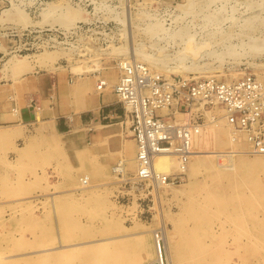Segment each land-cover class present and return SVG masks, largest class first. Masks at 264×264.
Instances as JSON below:
<instances>
[{
	"label": "rangeland",
	"instance_id": "obj_1",
	"mask_svg": "<svg viewBox=\"0 0 264 264\" xmlns=\"http://www.w3.org/2000/svg\"><path fill=\"white\" fill-rule=\"evenodd\" d=\"M186 1L128 0L132 15L130 25L133 44L146 52L155 54L158 52L156 50L161 48L164 53L169 55L179 49L177 43L172 42L168 45L166 40H156L155 37L152 39L151 35L145 32L148 25L146 17L135 16V13L140 10L151 14L157 13L156 15L164 20V26L169 29H174L185 23L189 25L191 32H195L196 40L205 39L207 30L201 27L204 22H202V18L199 17L198 20V18L193 19L187 16L182 20H176L181 10L188 8L185 5ZM206 2L207 0H200L201 4H194V8L205 7ZM222 5L225 10L223 17L226 19L221 20L220 26L225 31L236 34L239 32L238 25L252 14L257 15L259 21L264 23V0L216 1L210 5L209 10L219 9ZM20 14L21 16L24 14L22 19L21 16L18 17ZM79 16L84 17V20L76 19ZM229 17H234L236 23L227 20ZM117 19H125V0H81L80 2L77 0H0V74L6 76L5 74L11 71L7 66L9 59L26 54L29 55L28 60L37 63L41 69L64 70V68H68L72 76L69 82H74L73 86L77 85L78 81L82 82V85H85V90H81L82 93H80L82 95L86 93L85 97H94V99L96 97L99 101L98 104L102 105L101 96L103 94L114 95L113 90L119 75L118 63L129 60L128 52H126L128 51L127 39L124 36L126 26L119 23ZM34 20H40V23L37 24L38 27L32 22ZM189 20L192 21L189 22ZM77 22H90L102 27L93 31L92 35L87 33L88 35H82L76 40L70 41L71 45L62 44L47 50L46 48L37 49V46H24L26 40L22 36L26 29L60 27L65 30L73 27ZM46 24L50 25L46 26ZM140 37L141 39H139ZM232 41L233 44L239 42L236 37H233ZM152 42L157 43V46L151 48ZM26 47L28 50H25ZM238 51L242 52L244 56H238L233 60L226 57L222 62L208 59V61L202 59L196 62L187 60L184 64L193 65L195 69L185 73L184 76L181 73H165V68H174L178 64L172 56L164 61V67H161L160 72L154 69L151 71L155 74L157 72L163 77L181 75L183 77L194 76L199 79L215 77L217 80L222 79L221 81H233L249 74L264 83V53L259 56H253L250 53L251 57L246 51L240 49ZM43 54L56 55V57L43 60L40 59ZM141 63L148 67L146 62ZM215 67L217 68L215 69ZM204 73L206 74L204 75ZM91 76H93L92 79L88 78ZM100 81H103L104 85L97 89L96 83ZM73 86L72 88H75ZM114 98L117 100L115 95ZM73 100L74 98H72V102ZM94 103L97 102L94 101ZM98 106L100 105H96V108ZM204 111L202 127L212 125L208 116L213 115L212 117L216 119L220 113L223 114V110L216 106L206 107ZM102 123L111 125V122L108 121ZM112 123L111 126L101 127L104 135L102 138L92 140V154L86 160L87 166L82 163L79 169L72 168L66 163L59 137L50 132L45 134L48 142L36 144L37 149L34 148L36 153L30 154L27 150V153H21L22 156L16 161L4 160L5 174L0 178V264L10 262L15 264H148L157 257L153 234L157 231L160 232L161 229L166 232L169 247L167 249L172 253L174 264H191L190 259L176 258L173 250L176 243L184 238L183 231L192 229L194 233L198 231L197 223L188 217L186 209L188 203L197 202L198 198V203H200L198 205L213 214V217L204 222L205 224L200 229L209 233L207 236H202L201 240L211 247L210 254H216L215 251H219L218 255H215L217 262L214 264L239 262L237 248L234 246V242L230 241L232 240L233 225L231 222L221 223L226 221L225 215L215 212L214 204L208 203L205 197L208 194L212 196L218 194L216 197H219L222 192V194H226L231 181L211 179L210 172L201 169L193 175L183 173L180 181L165 187L164 190L163 187L158 188L160 194L157 195L150 182L145 183L132 179L135 176V170L133 171L124 161L126 173L129 172L127 176L131 178V181L128 184H123L113 173L115 168L113 166L121 162L123 158H128L127 146L132 148L129 151L134 150L133 157H135L136 145L128 131L127 122L118 120L117 124ZM25 144L24 140L15 144L13 148L4 147L3 149L5 151L12 150L18 154V148ZM211 147L208 146L207 149H212ZM253 157L255 155L248 156V158ZM84 176H88V184H91L92 187L81 192L77 188L80 185V177ZM197 182L200 188L192 187V184H197ZM220 182H222V186L219 185ZM233 182L240 183L241 177L236 176ZM263 188L264 170L257 169L253 171L249 182L241 186L238 191L247 196H256L261 194L260 191ZM202 189L206 191H201ZM192 193H194L193 196ZM198 194H201V197ZM254 208L256 209L252 214H256L258 218L264 220V208L260 206ZM246 213H244L243 219L246 227L251 228L252 217L249 218L250 216ZM220 223L223 225V229L224 225L226 228L229 226L232 229L224 231L220 228ZM57 226L59 229H56ZM161 239L160 244L163 247V237ZM242 240L244 243H248L245 250L242 251L243 264H264V238H259L257 249L249 248V241L246 238ZM233 247L236 248V251ZM226 252H230V255ZM53 255L60 257L56 258ZM162 255L165 261L163 248ZM86 259L93 260V262L89 261L88 263Z\"/></svg>",
	"mask_w": 264,
	"mask_h": 264
},
{
	"label": "bare ground",
	"instance_id": "obj_2",
	"mask_svg": "<svg viewBox=\"0 0 264 264\" xmlns=\"http://www.w3.org/2000/svg\"><path fill=\"white\" fill-rule=\"evenodd\" d=\"M216 1H222V0H207L205 7H199L196 9V8H194V4L198 3V5H200L202 2L199 3L200 0H187L185 5H187L188 8L186 7L187 9H182L181 12L176 17V20H182L187 16H190L193 19L198 18V20H199V17L202 18L203 19L202 22L203 21L204 22H203L201 27L204 28L205 30H207V33H206L207 35H206L205 39H202L200 41L196 40L195 32H191V28L189 27V25H187L185 23L183 24L182 23L183 21L180 22L182 24L176 26L174 29H169V28H166L164 26V23H163L164 20H161L160 17L158 15H156L157 13L151 14V13H148V12L140 10V9H139L140 10L139 12L137 11L135 13V11H134L135 16H139V17L142 16L144 18L146 17V20H148V23H147L148 25L146 24L147 26L145 28V32L147 34H150L151 38L155 37L156 40H161V41L166 40L168 45L171 44L172 42L174 44L177 43V45L179 46V49L177 51L173 52L172 55H169V54L164 53L162 48L160 50H156L158 52L155 54V53L146 52L143 49H141V47H136V45L133 44V42H132V30H131V25H130L131 20H132V15L130 14L128 0H125V19H119V20L117 19V20L119 21V23L126 26L124 29L125 30L124 36H126V39H127L126 43L128 45V51H126V52H128L129 61H136L139 63L146 62L148 64V69H150V71L154 69V70L160 72L161 67H164L163 66L164 61L168 60V58L172 56L173 60H176L178 62V64L174 68H169V69L165 68L166 72L165 71H162V72H165V73L173 72V73H179V74L181 73L184 76L185 73L193 71L195 69L193 65L184 64V62L187 60H190L191 62H196V61H199L202 59H206V60L208 59L211 61L222 62L224 59H226V57L231 58L233 60L236 57L243 55L242 52L238 51V49L248 52L247 54H249V55L251 53L253 56L254 55L259 56V54L264 53V23L259 21L258 16L252 14V15L246 17L241 22V24L238 25V27H239L238 31L239 32H237L236 34L230 32V31H225L220 26V24L222 23L221 20L226 19L225 17H223V15L225 14L224 13L225 12L224 6H223L224 4L219 9L212 10V11L209 10L210 5ZM23 15L21 16V14H20V15H18V17L21 16V19H22ZM24 19H23V21H24ZM76 19L84 20V17L79 16V17H76ZM134 19H135V17H134ZM192 20H189V22H191ZM227 20H230L234 24L236 23L234 17H229V18H227ZM20 22H22V21H20ZM233 37H236L239 40V42L236 44H233L232 43ZM139 39H141V37ZM156 44L154 42H152L150 44L151 48H154L155 46H157ZM214 47L215 48L217 47L218 49H215ZM117 50H118V48H117ZM120 53H122V52H120ZM243 53H245V52H243ZM53 56L56 57V55L43 54L40 57V59L50 60V59L54 58ZM28 58H29V55H26V54H24L23 56H20V57L11 58L8 60L7 66L9 69H11L12 72L19 75V74L24 73V72H26L32 68L31 62L29 61L30 59L28 60ZM209 68H211V67H209ZM216 68L217 67H215V69ZM213 72H215V71H213ZM153 73H155V72H153ZM221 73H222V71H221ZM156 74H158V73L156 72ZM205 74L206 73H204V75ZM220 80H222V79H220ZM82 84H83L82 82L78 81L77 85L74 86L75 87L74 93L72 95H75V94L80 95V102H78L79 104H81V106L79 105L80 110H87L90 106H92L91 104L90 105H88V104L92 103V101L97 102L96 101L97 98L95 97V99H94V97H91V98L85 97L84 95L86 93L84 95H82L81 90H83L85 88V85H82ZM87 85H88V83H87ZM96 88H97V83H96ZM100 88H102V87H100ZM69 92H71V91H69ZM79 112H81V111H79ZM73 115H74V113H73ZM223 115H224V112H223V114L220 113L216 119H215V117H212L213 115L208 116L211 119L212 125H210V126L207 125L208 127L207 126L201 127L199 129V131L194 134L193 140H192L191 154H190V157H189L188 161L186 162L185 166L183 167V173L193 175V174L198 173L201 169H205V170L210 172V178L211 179H216V180L227 179L228 181H231V184L228 186V191L226 192V194L225 193L222 194L223 193L222 192L219 197H216L218 194L216 196H212L211 194H208L205 197L207 198L208 203L211 202L214 204L215 209H216L215 212L225 215L224 217H225L226 221H222L221 223L231 222V224L233 225V229L229 226H228V228H226L225 225H224V229H223V225H221V223H220V225H221L220 228H222L224 231H225V229L226 230L232 229V231H233V233L231 234L232 240H230V241H232V243L234 242L233 244L237 248V252L239 254V255L237 254V256H239L238 258L240 259L239 262H236L234 264H243V260H241V258H243V257H241L242 251L245 250L246 245L248 243H244V241L242 239L246 238V240L249 241V248L254 247L255 249H257L259 238L260 237L264 238V220L258 218V216L256 214L255 215L257 217L254 214H252V212H254V209H256L254 207L260 206V207L264 208V188L261 189V191H260L261 194L260 195L257 194L256 196H252V195L247 196L243 192H239L238 190L241 186L246 185L249 182L250 176L253 174L254 170H257V169L264 170V154H251V156L255 155V157L248 158V156L250 157V153H249L250 149L249 148H251V146H250V143L248 142L246 135L243 132H240V131L234 129L231 125H229L226 122V120L224 119ZM69 122H70V120H69ZM99 126L100 125L96 126L94 129L95 130L98 129ZM81 128H83V126ZM208 146H212L211 147L212 149H207ZM226 147H228L229 149L224 150L223 148H226ZM127 149L128 150H126V152L129 155L128 158H123L121 160V162L117 163V165L121 164L124 168L126 178L131 179L130 177L127 176V173H129V172L126 173V165H125L124 161H126L129 164V167L133 171L135 170V173L137 170V165L135 162V157H133L134 150L129 151V150H132V148L130 149V148H128V146H127ZM23 150H25V149H23ZM31 150H33V148ZM135 153H136V151H135ZM17 169H19V168H17ZM180 170H181V166L179 164L178 159L174 155L159 154L153 160V175L154 176L157 175L158 177H161L162 175H169L172 173L179 172ZM29 172H31V171H29ZM130 172H131V170H130ZM236 176L241 177L240 183H234L233 182V180L236 179ZM203 179H205V178H203ZM193 180H195V179H193ZM210 181H212V180H210ZM147 182H150L151 185L153 184V187H154L157 195L160 194V192L158 193V188L163 187V190H164L165 187H168L171 185V184H162L161 182H158L155 179L147 181ZM203 182H205V181H203ZM222 182H220L221 184L219 183V185L222 186ZM79 183H80V185H79V187L77 186L78 187L77 189L80 190L81 192H84V191H86L92 187L91 184H88V176H84L82 178L80 177ZM51 184H52V182H51ZM198 184H199L198 182H197V184H192V187L200 188V185H198ZM216 187H219V186L216 185ZM74 188H75V186H74ZM204 188H206V186ZM163 190H162V192H163ZM193 190L195 191V189H193ZM72 191H74V190H72ZM201 191H206V190L202 189ZM220 191H222V190H220ZM168 192H170V191H168ZM198 192H200V191H198ZM193 194L194 193H192V196H193ZM201 194H202V192H201ZM201 194L200 195L198 194V196L201 197ZM204 194H206V193L204 192ZM251 194H253V192H251ZM198 196H197V198H198ZM159 197H160V195H159ZM189 200H190V198H189ZM198 200H199V198H198ZM198 200H197V202L193 201L191 203H188L186 209L188 211L187 212L188 217L197 223L196 228H198L199 232L196 231L194 233L193 229L189 230V231H186V230L183 231L184 232V234H183L184 238L182 239V241L176 243V245L174 247L175 249L173 250L174 256L176 258L190 259L191 264H214V262H217V258L215 255H218L219 251L218 250L215 251L216 254H210L211 247L201 240L202 236H207V235H209V233L204 232L203 229H200L201 226L203 224H205L204 222H206L211 217H213V214L211 212L207 211L205 208L201 207V205H198V204H200V203H198ZM207 201H205V202H207ZM16 204H15V206H16ZM203 204H204V200H203ZM7 206H8V204H7ZM3 207L5 208V206H3ZM2 212H3V210H2ZM245 212H247L246 214H248L250 216L249 218L252 217L251 218V228L246 227L247 225L245 224V221L243 219ZM63 221H64V218H63ZM63 221H61V222L63 223ZM55 223H56V221H55ZM72 225H73V223H72ZM68 228H69V226H68ZM161 228H164V227H161ZM56 229H59V226H57ZM201 231H202V233H201ZM155 234H156V232L153 235H155ZM160 235H161V237H163V247H161V244L158 243V241H156V239H155V242H156L155 251H156L157 257L154 260H152L151 262H149L148 264H174V262L172 261L173 258L171 256L172 253H170V251H168V249H167V248H169L168 247V240L166 239V232L164 229H161ZM57 239H58V241H60L59 238H57ZM232 243H231V245H232ZM162 248L164 249V252H165V261H164L163 255H162ZM236 248H234L235 251H236ZM40 251H42V250H40ZM221 252L224 253V251H222V250H221ZM22 253L24 254V252H22ZM226 253L229 254L230 252H226ZM234 254H235V252H234ZM57 256L58 255H55L54 257L57 258ZM58 257H60V256H58ZM32 258H33V256H32ZM36 261H38V260H36ZM89 261H91V263L93 262V260L86 259V262L89 263ZM94 262H95V260H94ZM63 263H65V262H63ZM8 264H15V263L10 262Z\"/></svg>",
	"mask_w": 264,
	"mask_h": 264
},
{
	"label": "built area",
	"instance_id": "obj_3",
	"mask_svg": "<svg viewBox=\"0 0 264 264\" xmlns=\"http://www.w3.org/2000/svg\"><path fill=\"white\" fill-rule=\"evenodd\" d=\"M101 27L77 22L65 30L60 27L26 29L22 37L26 40L24 46L51 49L71 45L70 41L92 35ZM118 70L113 92L122 110V120L128 123V131L135 141L137 170L133 179L136 181L155 179L172 185L182 178L193 136L203 126L206 107H220L226 122L246 135L251 146L249 153L264 154V83L254 76L248 74L233 81L212 77H163L151 72L145 64L129 60L120 61ZM103 85V81L97 82V89ZM159 154L174 155L181 170L154 176L153 160ZM113 167L119 182L131 181L126 178L121 164ZM154 237L158 243L162 240L159 231Z\"/></svg>",
	"mask_w": 264,
	"mask_h": 264
},
{
	"label": "crops",
	"instance_id": "obj_4",
	"mask_svg": "<svg viewBox=\"0 0 264 264\" xmlns=\"http://www.w3.org/2000/svg\"><path fill=\"white\" fill-rule=\"evenodd\" d=\"M32 22L38 27L40 20ZM31 65V69L20 75L12 71L6 76L0 74V178L5 174V159L16 161L21 153H27V149L30 154L36 153V144L48 142L45 134L49 132L59 137L68 165L75 169H79L82 163L87 166L86 160L92 154V140L104 135L101 127L122 120L121 107L113 94H103L102 105L97 104V99L96 104H88L92 106L87 110H80V95L72 96L75 83L69 82L72 76L68 68L41 69L33 61ZM96 105L100 106L96 108ZM36 111L38 115H35ZM104 121L111 122V125H104ZM24 140L26 144L18 148V154L3 149L13 148Z\"/></svg>",
	"mask_w": 264,
	"mask_h": 264
}]
</instances>
